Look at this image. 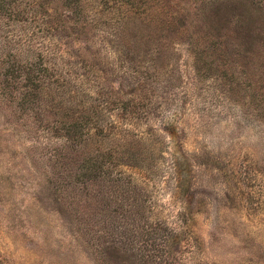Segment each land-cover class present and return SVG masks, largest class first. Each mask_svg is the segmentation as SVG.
Here are the masks:
<instances>
[{"label":"rangeland","instance_id":"374dc122","mask_svg":"<svg viewBox=\"0 0 264 264\" xmlns=\"http://www.w3.org/2000/svg\"><path fill=\"white\" fill-rule=\"evenodd\" d=\"M117 1L91 32L0 17V264H264L263 66L232 90L188 8L236 2Z\"/></svg>","mask_w":264,"mask_h":264},{"label":"trees","instance_id":"16d2710c","mask_svg":"<svg viewBox=\"0 0 264 264\" xmlns=\"http://www.w3.org/2000/svg\"><path fill=\"white\" fill-rule=\"evenodd\" d=\"M135 1V0H134ZM138 1V0H137ZM143 4H149L152 0H139ZM232 2L222 6L216 4L212 11H208L207 7L210 3H202L204 7L196 5L189 6V11L193 13L192 16L197 14H203V18L207 22L196 26V33L198 34V40L212 44L211 48H214V54L221 62L232 64L226 68L231 71L230 77L228 73H224V77L228 78L225 82L231 84L232 90L238 88V80L234 77L237 73V68L243 70L247 74L246 79L253 77L255 72L259 73L261 66H263L261 72V81L264 84V0H232ZM119 4L117 0H0V17L6 18L8 22H21L24 21L27 16H46L56 17L51 21L52 26L65 25L68 28L80 32H88L94 29L97 24V18L101 16V12L105 5ZM122 4L125 1L121 2ZM248 3L251 8H248L254 14L245 11L246 4ZM164 9L159 16H153L157 28V31L176 30V23H180L182 30L187 33V20L189 14L185 15L183 19L176 12H171L168 4L163 5ZM162 6V7H163ZM101 7V10H99ZM223 8H230L229 14L222 13ZM109 11L114 10L113 6L107 8ZM160 9V8H159ZM62 10H64L62 12ZM159 11V12H160ZM156 13V12H155ZM188 13V12H186ZM157 14V13H156ZM163 14V16H161ZM67 18V19H66ZM69 21L72 22L70 27ZM190 25H192L190 23ZM195 27V26H194ZM179 30V29H177ZM177 32V31H176ZM81 33H76L79 35ZM200 42V41H199ZM255 59V60H254ZM31 65V64H30ZM5 69V68H4ZM15 68L14 65L6 67V78L9 77H22L23 80L33 82L34 76H39L40 71L35 68ZM19 75H16V74ZM237 77V76H236ZM239 78V77H237ZM240 83V81H239ZM242 85V84H241ZM253 91L256 92V89ZM83 125H71L67 128L70 133L67 138V145L71 144L75 148L80 147L81 143L77 140V130ZM73 132V135L71 134ZM75 144V145H74ZM73 147V148H74ZM69 148V147H68ZM71 148V147H70ZM56 159L62 156L55 155ZM129 157V156H127ZM57 161V160H56ZM101 166L98 165V160L93 163V173L98 179L103 176L100 173ZM80 180V179H78ZM119 180V179H118ZM116 180V181H118ZM155 233V232H154ZM153 233V234H154ZM144 234L143 232L140 233ZM148 233V239H153ZM146 243H149L146 241ZM111 250L114 252L117 249L112 246ZM153 256L157 258L159 256L156 253V248L151 246L148 250ZM151 257V256H150ZM126 262L129 261L125 259Z\"/></svg>","mask_w":264,"mask_h":264}]
</instances>
